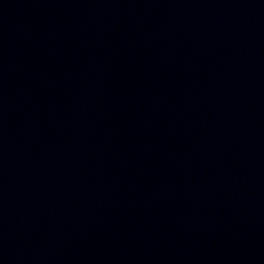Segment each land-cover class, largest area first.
<instances>
[{
	"label": "water",
	"instance_id": "obj_1",
	"mask_svg": "<svg viewBox=\"0 0 264 264\" xmlns=\"http://www.w3.org/2000/svg\"><path fill=\"white\" fill-rule=\"evenodd\" d=\"M0 264H264V0H0Z\"/></svg>",
	"mask_w": 264,
	"mask_h": 264
}]
</instances>
